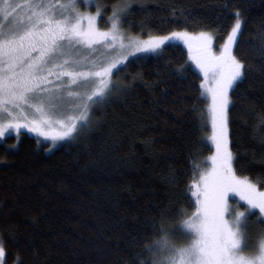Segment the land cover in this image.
<instances>
[{
  "label": "trees",
  "instance_id": "obj_1",
  "mask_svg": "<svg viewBox=\"0 0 264 264\" xmlns=\"http://www.w3.org/2000/svg\"><path fill=\"white\" fill-rule=\"evenodd\" d=\"M237 11L243 23L234 54L246 76L230 93L229 136L239 173L264 187V0H143L122 27L145 39L208 31L219 53ZM126 64L113 80L127 91L97 107L91 127L74 140L51 148L25 131L19 141L15 134L0 140L5 264H140L153 223L164 214L165 224H176L181 206L194 210V165L214 151L205 139L211 128L200 118L207 109L204 76L180 43ZM262 228L253 222L250 234Z\"/></svg>",
  "mask_w": 264,
  "mask_h": 264
},
{
  "label": "snow or ice",
  "instance_id": "obj_2",
  "mask_svg": "<svg viewBox=\"0 0 264 264\" xmlns=\"http://www.w3.org/2000/svg\"><path fill=\"white\" fill-rule=\"evenodd\" d=\"M142 2L3 0L0 139L12 132L19 141L24 128L53 141L75 139L82 129L91 127L98 110L95 106L110 102L114 92L122 95L127 91V86L112 79L114 70L126 68L125 61L134 54L159 56L169 42L181 40L204 76L201 97L209 103L200 118L211 128L205 139L214 151L194 165L198 179L189 185L194 210L181 206L182 219L176 224H165L168 217L162 214L152 225L153 238L142 245L145 255L140 264H264V228L255 237L249 231L251 216L264 225V187L239 173L229 136V107L234 105L230 92L246 76L244 61L233 51L242 34L240 12L235 13L237 18L217 53L212 47L213 35L207 31L173 30L166 35L148 34L146 39L127 32L122 25L133 15L132 5ZM82 4L95 11L82 10ZM109 9L111 15H107ZM182 22L189 20L184 17ZM182 70L183 66L178 69ZM138 78L140 74L133 76ZM230 194L247 207L233 210ZM177 233L182 241L174 238ZM5 255L0 237V264H5Z\"/></svg>",
  "mask_w": 264,
  "mask_h": 264
},
{
  "label": "rangeland",
  "instance_id": "obj_3",
  "mask_svg": "<svg viewBox=\"0 0 264 264\" xmlns=\"http://www.w3.org/2000/svg\"><path fill=\"white\" fill-rule=\"evenodd\" d=\"M3 2V0H0V3H2ZM91 8H92V6L91 5H81V9L82 10H89V11H93L94 12V10H91ZM100 26H101V24H100ZM101 27H103V26H101ZM208 32V31H207ZM211 33V32H210ZM212 35H213V33H212ZM213 42H214V35H213ZM213 42H212V44H213ZM169 43H180V44H182V45H184L186 48H187V45L186 44H184V42L183 41H181V40H176V41H172V42H169ZM235 46V45H234ZM234 46H233V51H234ZM138 54V53H137ZM136 54H134L133 56H135ZM132 56H130L129 58H131ZM128 58V59H129ZM190 59V58H189ZM191 61V60H190ZM127 61H125V63H126ZM191 63H193V65H194V67L196 68V69H198L199 70V68L194 64V62H192L191 61ZM119 67V66H118ZM116 70H114L113 71V74H114V72H115ZM200 71V70H199ZM201 72V71H200ZM202 73V72H201ZM203 74V73H202ZM52 78H50V80H51ZM112 79H113V76H112ZM53 83H55V81H53ZM49 87H51V84L49 85ZM73 90H75V89H73ZM231 93V92H230ZM206 99V98H205ZM207 100V105H208V103H209V100L208 99H206ZM100 105H97V106H95L96 108L97 107H99ZM94 115V114H93ZM92 118H93V116H92ZM83 130V129H82ZM81 130V131H82ZM22 131H25V132H27V133H29V134H31V135H33V136H35V137H38V138H40V139H42V140H44V141H48L49 143H50V147L51 148H55V147H57V146H59V145H61L62 143H64V142H68V141H72V140H74V139H69V138H64V139H57V140H55V141H53V139L51 138V137H43V136H40L39 134H37V133H35V132H32V131H29L28 129H26V128H24V129H22ZM9 134H15V133H12V132H10ZM1 140V139H0ZM198 179V178H197ZM229 202H230V205H232L233 206V210H244L246 207H247V205H246V203L245 202H243V201H241L235 194H230V196H229ZM255 211H258V210H255ZM249 219H250V221L252 222L251 223V225H250V229H251V227H252V224H253V222H255V220H256V217L255 216H251V217H249ZM250 229H249V231H250ZM253 237H254V235H252ZM174 238H176V239H178V240H181L182 241V239H183V237H181L180 236V234L179 233H177V234H175V237ZM246 251H247V249H246Z\"/></svg>",
  "mask_w": 264,
  "mask_h": 264
}]
</instances>
